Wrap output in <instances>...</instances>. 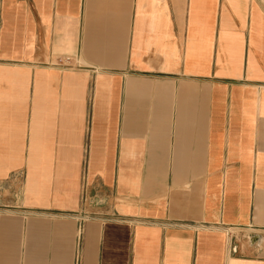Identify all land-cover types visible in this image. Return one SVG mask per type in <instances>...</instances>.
Here are the masks:
<instances>
[{"label":"crops","instance_id":"0c3cea01","mask_svg":"<svg viewBox=\"0 0 264 264\" xmlns=\"http://www.w3.org/2000/svg\"><path fill=\"white\" fill-rule=\"evenodd\" d=\"M0 264H264V0H0Z\"/></svg>","mask_w":264,"mask_h":264},{"label":"built area","instance_id":"2783aa9c","mask_svg":"<svg viewBox=\"0 0 264 264\" xmlns=\"http://www.w3.org/2000/svg\"><path fill=\"white\" fill-rule=\"evenodd\" d=\"M80 203H81V210H83L85 207H89L90 205H92L93 201H92V196L90 193V188L89 186L84 183L82 188H81V196H80ZM83 221V219H82ZM83 223V222H82ZM82 224H79V228H78V239L80 241L81 236H82ZM237 239L232 237L231 241L235 242ZM247 241L251 240L250 238L246 239ZM231 250L234 249L235 247H233V244L231 243ZM77 262H79V256L77 257Z\"/></svg>","mask_w":264,"mask_h":264}]
</instances>
